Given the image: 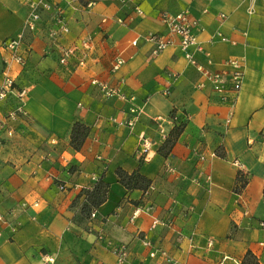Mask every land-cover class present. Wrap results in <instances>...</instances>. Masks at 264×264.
I'll list each match as a JSON object with an SVG mask.
<instances>
[{
	"label": "crops",
	"instance_id": "obj_1",
	"mask_svg": "<svg viewBox=\"0 0 264 264\" xmlns=\"http://www.w3.org/2000/svg\"><path fill=\"white\" fill-rule=\"evenodd\" d=\"M48 1L22 66L2 43L28 34V0H0V86L10 76L28 89L27 117L0 144V264H117L112 249L123 244L130 251L124 264H171L163 255L151 258L143 239L176 264H243L248 252L264 264V0ZM56 6L70 32L54 39ZM186 10L199 19L200 64L209 66V53L210 69L227 79L226 61L242 64V89L228 101L209 84L197 87L200 72L163 22ZM150 33L173 44L154 55ZM88 38L85 65L59 63L63 48ZM117 58L124 64L112 73ZM120 79L133 102L106 98L92 83ZM133 106L143 109L133 127L112 121L134 117ZM12 107V99L0 103V119ZM77 121L90 129L78 150L71 145ZM183 121L174 146L161 151ZM142 134L153 141L144 155ZM118 168L150 179L149 191L125 188ZM240 173L248 183L236 192ZM100 179L110 186L108 199L87 222L81 194Z\"/></svg>",
	"mask_w": 264,
	"mask_h": 264
},
{
	"label": "built area",
	"instance_id": "obj_2",
	"mask_svg": "<svg viewBox=\"0 0 264 264\" xmlns=\"http://www.w3.org/2000/svg\"><path fill=\"white\" fill-rule=\"evenodd\" d=\"M96 2L97 0H91L88 2L87 7L94 5ZM28 3L30 12L23 25V29L27 30L28 34H25L22 31L14 38H9L2 43L3 49L10 53L12 60L22 66H25L26 64V54L32 50V39L30 34L37 30L38 24L42 20L43 13L51 10L52 8V4L48 0H28ZM138 12L141 13L140 10H138ZM62 13V7L56 6L52 23L54 27L49 29V35L54 39L60 37L62 34H68L70 32L69 27L64 21ZM163 22L169 28L172 37H177L179 39L180 49L185 54V57L188 59L189 63L194 65L200 72L202 81L198 83V88H204L207 86V84L211 85L213 90L220 95L221 101L223 102L228 101L231 94H238L241 91L245 73L241 62L238 59H228L226 61L225 64L231 68L228 79L225 77V74L217 70L210 69L213 61L209 53L205 55L209 64L208 67L200 64L197 61L195 52H202V49L197 46V36L194 31L199 25V19L192 17V13L189 10L178 14H165L163 16ZM147 39L154 45V55H158L173 44V40L171 38L162 37L157 33H150ZM222 39L226 40V38L223 36ZM195 49L196 51H194ZM91 50L92 39L88 38L82 40L75 45L63 48L59 57V63L63 66H67L71 61L76 60L78 66H83L86 63ZM123 64L124 60L122 58H117L112 65L111 72H118ZM172 76L174 78L177 77L176 74H172ZM92 83L100 88L101 92L106 98L117 97L124 101L131 102L135 100L133 96H128V94H126L124 91V79H120L114 85L106 82H99L98 80H93ZM27 95L28 89L18 86L16 80L13 77L7 76L4 82L1 84L0 103H4L12 99L13 107L8 111L4 118L0 119V144L3 143L4 134H6L8 137H12L14 135L15 130L13 128V124L20 118L27 117V112L24 108ZM129 111L131 114H134V117L128 118L124 121H119L117 118H112V121L119 123L120 125L133 127L137 118L143 113V109L133 106ZM173 120L176 122L177 117L174 116ZM158 122L161 123L162 120L160 119ZM152 147L153 141L142 134L140 136L138 152L141 155L147 154L152 149ZM59 189L65 190L66 187L65 185H59ZM142 208L148 212L152 210V206H144ZM136 214L137 213H135L134 216H136ZM96 217L97 213L93 212L92 218L95 219ZM159 222L160 221L157 220L155 221V224ZM0 223H6V220L2 215H0ZM164 224H166V222ZM98 239H104L103 231L98 233ZM180 239H182V236H180ZM189 241L192 243L193 236L189 238ZM208 242L209 246H212L214 240L210 239ZM143 245L151 248V252L149 254L151 258H155L157 255H163L165 256L167 262L176 264V262L171 257H169L164 250L156 248L150 240L143 239ZM112 252L116 256L117 264H124L130 253L128 246L124 244L113 247ZM47 262L54 263V258H48Z\"/></svg>",
	"mask_w": 264,
	"mask_h": 264
},
{
	"label": "trees",
	"instance_id": "obj_3",
	"mask_svg": "<svg viewBox=\"0 0 264 264\" xmlns=\"http://www.w3.org/2000/svg\"><path fill=\"white\" fill-rule=\"evenodd\" d=\"M185 128V122H179L175 125L170 132L167 141L162 147L161 151L171 149L174 146L178 137L182 134ZM90 129L80 121L75 122L71 132V145L75 149H80L88 136ZM116 174L120 183L128 190H142L147 193L151 188L152 181L142 175L139 171L128 173L125 170L118 168ZM248 183L246 175L239 174L238 185L235 189L236 192L243 190ZM110 186L100 179L92 189L84 190L81 195L85 196V203L82 207V218L87 222H91L92 213L107 201ZM243 264H259L258 259L251 252H248L243 260Z\"/></svg>",
	"mask_w": 264,
	"mask_h": 264
}]
</instances>
